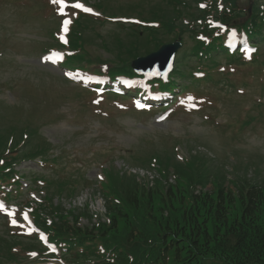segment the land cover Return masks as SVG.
Wrapping results in <instances>:
<instances>
[{"label": "rangeland", "instance_id": "obj_1", "mask_svg": "<svg viewBox=\"0 0 264 264\" xmlns=\"http://www.w3.org/2000/svg\"><path fill=\"white\" fill-rule=\"evenodd\" d=\"M40 1L0 0V140L8 133L16 136L15 141L20 138L14 148L22 144L21 147L14 149L10 142L12 134H9L6 142L11 147L4 151L8 156L15 157L14 163L17 165L13 168L20 170V174L35 175L39 172L53 180L58 188L70 185L72 174L79 173L85 177V180L77 181L78 187L68 195H60L59 191L56 192L57 187L44 183L49 193L55 194L49 199L56 210L51 215L60 213L64 221L57 222L54 217L50 219L57 223H74L78 232L86 231L87 235L98 237L93 247L96 253L82 264H153L161 261L165 254L171 258L174 249L172 245L165 250L168 243L175 240L174 246L181 247L187 240L184 235L177 236L175 232L187 226L184 217L191 206V194L206 193L211 196L218 186L235 193L247 185L264 186V73L252 76L251 71L263 65L264 31L255 39L257 62L252 65L236 61L229 68V60L222 55L212 62L224 67V70L217 71L226 72L231 76V82L251 81L246 86H240L243 94L239 89L236 91L239 86L235 92L233 87L225 92V87L220 85L225 80H221L212 93L218 110L202 108L199 111H185L182 108L185 100L176 104L172 102V97L166 99V95L157 93L153 98L155 102L167 101L162 105L146 107L143 109L147 110L146 113L128 106L117 107L109 97L103 102L92 103L90 93L78 87L77 75L63 77L65 69L44 62L46 55L43 53L50 50L43 51L42 45L52 40L47 30L53 28L57 20L61 26L64 20L71 22L74 11L69 8L74 2L87 6L96 3L102 7L100 12L103 14L148 19L138 21L149 25L159 24L157 15L160 20H165L164 23L171 25L169 18L174 15L173 8L178 11L184 7L181 8L174 0H63L68 6H61V13L54 15L55 1ZM44 1L48 3L46 7ZM180 1L191 3L190 0ZM233 1L236 9L229 13L231 21L217 31L218 38L228 36L241 39L243 34L238 32L241 27L236 25L246 20L243 12L249 2L250 15L261 9L257 2L264 3V0ZM36 2L42 5L36 7L37 12ZM49 3H52V8ZM187 10L192 11L191 8ZM181 17L184 19L186 15ZM182 19L180 21L184 24ZM122 24L128 26V23ZM230 24L237 29L227 27ZM77 25L73 24L68 40ZM90 25L83 38L89 56L98 61L96 67L107 61L113 64L155 50V45L147 43V35L135 39L130 37L129 31H120L113 24ZM196 25L200 28L202 23L192 20L186 26L194 30ZM169 33H172V27H169L168 33L162 32L158 36L159 41L172 42L175 34ZM180 33L184 48H180L175 55L176 76L172 75L171 79L175 80V88H179L175 92L183 95L187 90L195 92L197 82H191L186 71V75L181 76L182 67L191 66V70L195 71L200 70L202 65L212 63L207 51L199 57L191 56L194 42L190 33L183 27ZM112 35L121 37L123 45L111 39ZM133 43H137L138 49L128 52L125 45ZM106 67H109L107 72L110 73V65L101 66ZM147 85L150 84L136 87L143 89ZM204 87L203 84L200 86L202 91ZM129 102L125 100L122 103L127 105ZM206 103L215 108L214 104ZM48 144L51 146V157L59 155L55 160L40 162L37 158L24 161L25 148L33 151L38 146ZM152 158L158 161L157 168L150 165ZM5 167L0 160V175ZM27 181L29 179L22 178L20 183L25 185ZM130 181L137 185L135 206L128 204L121 194L124 183ZM2 188L0 185V190ZM8 193H0L10 201L0 213V255L8 242L34 231L23 221L27 213L24 207L25 204H32L29 202L43 200V194L35 189H28L23 195L12 192V196L17 195L12 199ZM46 206L42 204L39 213L44 215L48 210ZM6 211H11L13 216L5 219L3 214L7 215ZM235 214V218L231 219L236 222L238 218ZM197 218L203 220L201 226H206L211 238L230 241L228 234L223 235L222 228H215L203 211ZM254 221L264 227L262 210ZM102 233L104 236H99ZM107 247L121 250L126 259H112L111 252L106 254L103 251ZM205 249L201 252L215 261L213 252ZM2 261L6 260L0 256ZM56 262L64 264V261Z\"/></svg>", "mask_w": 264, "mask_h": 264}, {"label": "trees", "instance_id": "obj_2", "mask_svg": "<svg viewBox=\"0 0 264 264\" xmlns=\"http://www.w3.org/2000/svg\"><path fill=\"white\" fill-rule=\"evenodd\" d=\"M178 0H174L176 3ZM195 1H204V0H195ZM210 3L207 4L205 10L199 11H189L187 17L191 20H199L202 22V26L199 28L196 26L195 32L203 33L209 39L211 30L207 28L205 24V19L211 20L208 15L211 17L221 20L222 22H228L230 17L228 12L234 11L236 9L235 1L229 2L225 5L229 11L226 12L225 9L218 10L215 6L214 0H209ZM183 3L184 9L190 6L188 2L178 1V4ZM257 5L262 6L261 9L254 11L248 20L240 24V27L246 29L248 36L254 39L255 37L261 35L264 30V3L257 2ZM256 5V6H257ZM176 7V6H175ZM229 7V8H228ZM175 11V8H173ZM156 18L155 16H153ZM174 17V15H173ZM169 18L170 21L172 18ZM83 20V19H82ZM215 20V19H214ZM165 21V20H164ZM163 20H160L157 15V22L160 23V27L164 24ZM84 21H81L77 25V29L74 31V34L70 40V46L75 50H78V63L82 65H92L93 58L88 56L86 52L81 53L80 43L82 42V24ZM182 25V22H179ZM160 29V28H159ZM219 29V28H218ZM129 31V34H142L148 35V37H155L156 28L151 29L150 27H145L142 30L136 29L135 27L123 28L120 31ZM209 31V32H208ZM147 33V34H146ZM137 39L141 38L139 35H135ZM114 38L116 43H120V46L123 45L121 37H116L112 35L111 39ZM154 39V38H153ZM215 40V39H214ZM205 44L204 42H199V49L201 50L204 46H208L209 49L214 47V42ZM151 41V39H150ZM126 46V45H125ZM97 59V58H95ZM93 60V61H92ZM99 60V59H97ZM96 63V61H94ZM113 71L115 73L123 72L133 74L130 71L129 64L126 60L113 62ZM4 139L0 140V160H2V165L6 167L4 169L8 170L6 176L3 175L4 179H11L12 182L19 179L20 174L17 171L13 170L12 167L14 164V158L5 154V150L8 147L14 148L15 144L8 146L6 142L7 135H3ZM11 142V139H10ZM49 144L46 146H38V149L30 151L24 157H34V155H43L49 149ZM9 152V150H8ZM4 172V170H3ZM26 175H24L25 177ZM122 185V183H121ZM137 185L130 181L124 183V188L121 191L123 199L128 202V204L135 206L137 204ZM52 198L50 194H45L43 204H46L48 209L44 215L37 212L34 215L35 222L40 225L42 228L47 230L49 234L51 233V238L56 240L59 243L64 244V249L76 251L72 257L73 261L83 262L85 259H88L86 254V249L88 247H93L95 245V240L98 237L93 235H87L86 231L78 232L76 230V225L74 223L64 224L57 223L62 222L60 213L56 215H51L56 210L51 206L49 199ZM191 206L185 214L184 221L187 223V226L179 229L175 232L178 236L184 235L187 240L183 246L176 247L175 240L169 242V246H166L165 250L173 245L172 257L170 258L167 254L163 255L162 260L154 264H264V227L258 226L254 219L256 215L262 210L264 212V186L260 185H247L246 188H239L237 193L229 190L227 191L224 187L218 186L216 191L211 194L199 193L191 194ZM42 205V204H41ZM260 210V211H259ZM203 211L205 213L206 219H211L215 228H222L223 235H227L230 238L229 242H223L222 238L217 239L211 238L206 226H201V222L198 220L199 213ZM237 213L236 218L238 220L235 222L234 215ZM59 214V215H58ZM48 217L56 218L57 222L54 220L48 222ZM98 234V233H96ZM219 235V234H218ZM99 236H104L100 234ZM84 249V252H78V249ZM109 248V247H107ZM116 249L115 247H113ZM208 248L213 252L215 261L207 256V254L201 252V250H207ZM139 264V263H138Z\"/></svg>", "mask_w": 264, "mask_h": 264}, {"label": "water", "instance_id": "obj_3", "mask_svg": "<svg viewBox=\"0 0 264 264\" xmlns=\"http://www.w3.org/2000/svg\"><path fill=\"white\" fill-rule=\"evenodd\" d=\"M179 46L178 41L164 44L156 52L134 60L132 66L148 76H165L172 68L173 57Z\"/></svg>", "mask_w": 264, "mask_h": 264}, {"label": "snow or ice", "instance_id": "obj_4", "mask_svg": "<svg viewBox=\"0 0 264 264\" xmlns=\"http://www.w3.org/2000/svg\"><path fill=\"white\" fill-rule=\"evenodd\" d=\"M60 2L62 3L63 2V0H60ZM73 7H75V8H81L82 7V5H80V4H75V5H73ZM85 11H89V9H85ZM64 25H65V31L67 30V25L70 23V21L69 20H64ZM189 99H192V98H189ZM25 219H27V214H25V217H24ZM13 223H15V221H13Z\"/></svg>", "mask_w": 264, "mask_h": 264}]
</instances>
